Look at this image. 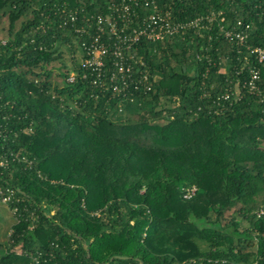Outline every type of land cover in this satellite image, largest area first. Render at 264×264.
<instances>
[{
	"label": "trees",
	"instance_id": "1",
	"mask_svg": "<svg viewBox=\"0 0 264 264\" xmlns=\"http://www.w3.org/2000/svg\"><path fill=\"white\" fill-rule=\"evenodd\" d=\"M107 1L0 0V186L18 198L0 264H264V61L247 50L264 46V0H156L248 36L214 21L141 41L158 78L133 99L81 76L67 12Z\"/></svg>",
	"mask_w": 264,
	"mask_h": 264
},
{
	"label": "built area",
	"instance_id": "2",
	"mask_svg": "<svg viewBox=\"0 0 264 264\" xmlns=\"http://www.w3.org/2000/svg\"><path fill=\"white\" fill-rule=\"evenodd\" d=\"M68 20L77 33L87 37L80 42V66L82 77L100 90L101 93L117 94L129 99L141 92L152 88V83L158 78L152 75L149 64L140 53L141 41L163 42L168 37L183 34L188 30L206 29L217 21L224 36L235 39L238 43L245 42L249 28L239 27L242 23L237 21V26L225 28L220 24L224 17L210 12L185 20L173 18L170 9H164L156 0H108L104 12L92 13L78 23V10L67 12ZM249 53L253 54L258 62L264 61V46H247ZM259 77L257 69L251 70L249 88L255 89V80ZM75 74L70 72L67 81H73ZM228 93L224 98H228ZM1 134V129H0ZM6 160L0 158V166ZM196 187L185 189L183 196L190 198L194 195ZM15 197L14 189L0 186V202L8 206ZM12 213L16 207L10 209ZM263 210H260V214ZM36 262L38 261L35 259ZM257 261L242 264H256Z\"/></svg>",
	"mask_w": 264,
	"mask_h": 264
},
{
	"label": "rangeland",
	"instance_id": "3",
	"mask_svg": "<svg viewBox=\"0 0 264 264\" xmlns=\"http://www.w3.org/2000/svg\"><path fill=\"white\" fill-rule=\"evenodd\" d=\"M6 37V20L3 19L0 23V40L5 39ZM68 44L63 46L64 54L62 56V61L68 65H70L71 53L68 50ZM78 52H76L77 55ZM59 61H55L51 63V68L54 74H56L59 70ZM61 67V66H60ZM61 69V68H60ZM55 81H59V78H55ZM263 210V209H262ZM232 215V210H229L225 214V218L229 219ZM14 222V216L12 211L8 208V206L4 203L0 202V242H7V237L11 228V225ZM245 221H242V225H245Z\"/></svg>",
	"mask_w": 264,
	"mask_h": 264
},
{
	"label": "water",
	"instance_id": "4",
	"mask_svg": "<svg viewBox=\"0 0 264 264\" xmlns=\"http://www.w3.org/2000/svg\"><path fill=\"white\" fill-rule=\"evenodd\" d=\"M116 257H122V258H124V256H118V255H116ZM113 257H110V259H112Z\"/></svg>",
	"mask_w": 264,
	"mask_h": 264
}]
</instances>
